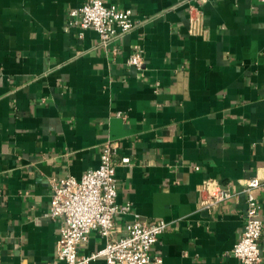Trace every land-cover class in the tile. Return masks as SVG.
Listing matches in <instances>:
<instances>
[{"label": "crops", "instance_id": "1", "mask_svg": "<svg viewBox=\"0 0 264 264\" xmlns=\"http://www.w3.org/2000/svg\"><path fill=\"white\" fill-rule=\"evenodd\" d=\"M107 1L136 23L110 44L71 24L85 0H0V264H63L51 179L81 178L107 143L117 203L132 204L113 238L138 214L168 223L150 264H244L254 178L264 221V2ZM219 189L231 197L209 207ZM106 242L94 230L79 255Z\"/></svg>", "mask_w": 264, "mask_h": 264}, {"label": "built area", "instance_id": "2", "mask_svg": "<svg viewBox=\"0 0 264 264\" xmlns=\"http://www.w3.org/2000/svg\"><path fill=\"white\" fill-rule=\"evenodd\" d=\"M196 1L202 3L206 0ZM133 17L132 8L120 9L107 0H85L81 6L70 11L71 24L82 29H94L104 44H110L131 31L136 24ZM142 62L141 51H136L129 58V63L137 67ZM115 154L114 143H107L103 147L99 166L85 171L81 178L70 175L51 179L50 216L61 221L56 258L63 264H90L98 257H104L107 264H150L152 247L168 228L165 220H144L135 214L124 233L118 238L112 237L115 217L132 210L131 203L121 205L116 200ZM122 161L129 163L130 158L123 157ZM259 184V180L254 178L247 185L246 220L241 237L233 247V254L244 264L262 261L264 221L260 214V202L252 192ZM231 195L227 189L217 190L212 194L209 207L216 208ZM94 230L107 239L105 247L90 256H80L79 246L88 240ZM156 260L162 261L160 257Z\"/></svg>", "mask_w": 264, "mask_h": 264}]
</instances>
